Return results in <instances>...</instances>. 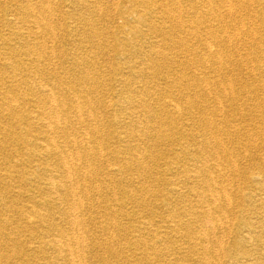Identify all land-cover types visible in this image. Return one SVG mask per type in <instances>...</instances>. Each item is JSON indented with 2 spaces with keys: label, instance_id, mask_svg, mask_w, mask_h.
Returning a JSON list of instances; mask_svg holds the SVG:
<instances>
[{
  "label": "bare ground",
  "instance_id": "1",
  "mask_svg": "<svg viewBox=\"0 0 264 264\" xmlns=\"http://www.w3.org/2000/svg\"><path fill=\"white\" fill-rule=\"evenodd\" d=\"M144 2L142 4L146 10V15H137L125 7L117 10V13L124 17L127 22L132 21L133 24H136L137 21H140L148 27L147 32L142 33V37L146 40L141 45V56L143 55V57L139 61V65L141 64L152 71L151 76H148L143 68L137 69L138 64L133 63L128 67L130 69L128 77L126 74H119V81L129 84V87H126L132 90V94L119 98L122 105L126 109H130L125 113L127 114L126 117L130 119L129 122L124 123L123 119L120 118L115 121L116 125L125 128L128 132L126 135H122L121 132L112 135V138L122 142L124 147L114 146L110 148L108 137V139L104 137L99 139V130L96 126L92 127L91 124L84 123L86 117L92 118V120H101L102 117L98 118L99 110L89 107V102L93 100L90 91L85 90L84 101L83 98L71 101L70 98L57 99L56 93L62 91V88L57 87L56 90L54 86L46 87L40 84L37 86V90L42 96L35 95L30 90L27 94L28 97L20 101L8 99L0 102L9 106L16 103H36L39 106L40 109L36 110L34 115L31 112L27 116L29 121H27L26 127L33 126L41 131V137L26 141L29 147L36 148L32 153L30 150L29 156L35 157L37 161L40 159L45 161L53 157V163H48L44 167L49 175L45 188L41 186V178L33 172L31 173L32 169L20 175H18V170H15V166L0 169V264H188L185 261L190 260L188 259L190 254L196 256L197 264H264V160L259 163L258 168L260 169L251 176L247 186L248 192L240 198L250 208L249 212L253 217L247 216L243 211L240 214V222L237 225L230 224L228 214L233 212L234 206H231L233 201L229 187L231 182L227 173L238 172L240 167L231 163L230 159H232L233 153L227 149L226 144L230 141L231 136L237 135L246 137L243 139L251 145L257 143L259 136L264 132L255 126L254 122L261 121L264 124V96L260 99L257 96L255 98L253 94L258 88L247 85L241 86L240 92L233 93L232 103H229L228 106L233 112L231 117L234 116L236 120H239L238 124L232 122L218 108L211 109L205 106L203 96L211 93L210 87L203 85L205 79L201 81L194 75H187L188 72L177 68V65H173L175 63L173 61L161 60L160 63H156L147 51L142 50L146 45L152 46L151 42L153 41H150L149 37L146 36L153 33L161 36L165 43L169 41L173 45L181 47L187 55L190 52L193 53V50L196 51L195 48L188 46L189 40L187 41V39L188 36L190 37L189 34H192L189 32L190 29L185 34V31L182 30V36L175 33L176 28H184L183 19L179 18L170 26H166L162 25L161 22L152 21V16L150 17V15L154 14L155 16L160 12L162 18L174 17L178 8L171 1L161 4L155 3L153 6L149 1L144 0ZM45 3L47 7L42 6L40 13L49 15L53 9L49 5V0H42L41 4ZM83 4L84 6L80 10L83 9V14H89L86 9L89 8L87 0ZM19 8L25 15H30L32 12L28 3L19 5ZM89 9L94 15L102 18L105 15L99 11L100 8ZM225 13H230V9L226 10ZM36 18H39L36 21H42L45 29L51 31L50 19L48 21L45 16L41 15L36 16ZM71 26L73 25L71 24ZM205 31L209 33V30ZM129 35L132 36V39L137 37L135 31ZM103 38L105 37L103 36ZM12 52L10 51V53ZM208 52L211 55L214 54L213 50ZM44 53L46 51H41L40 47L35 48L34 46L28 47L26 51V54L33 60L34 56L37 59ZM135 55L137 54L135 53ZM89 60L84 55L78 62L73 60L75 66L83 63V82L91 79L85 73L91 66ZM18 66L20 63L16 61V64L13 65V71L18 70ZM158 67H160L161 73L166 72L165 86H160V88L166 89L168 93L176 91L179 94L174 99L165 101L159 108L154 109L152 104L148 102L150 99L142 98L143 96L138 98L137 93H135L136 89H133L131 85L132 81H142L145 85L142 89L148 96L147 81L150 78L157 79L160 73L157 71ZM37 71L41 74L44 73L39 67ZM49 73L56 76L54 70H50ZM226 83L228 84L223 83L222 86L215 89L221 97L226 96L227 89H231L232 85L229 82ZM262 88L264 89V85ZM68 89L71 91L69 87ZM193 89L200 93H196L197 95L190 93ZM34 96L37 97L34 98ZM96 101L100 103L101 107L105 106L101 101ZM234 101H240L241 104L235 102L234 105ZM239 106H242L243 112H239ZM137 108H140L141 111ZM103 111L101 110V112ZM10 112L15 115V119L20 118V114L15 108L10 109ZM145 112H153L154 118L157 119L161 116L160 114L164 113L169 121L179 120L182 122L184 118L189 116L188 118L192 122L183 123V126L181 123V125L173 128L178 134L177 137L171 139V142L180 147L178 151L174 150L173 152L176 159H185L186 165L181 171L183 178L170 183L166 191L153 189L152 185L141 184L136 186L128 177L129 172L135 168L144 172L143 180L152 178V173L145 161L147 158L151 159L152 154L146 150L144 145L154 139H166L168 135V129L165 130L163 126L164 121H158L157 125H152L149 121L141 119ZM1 113L0 117L3 115ZM30 118L33 120L35 118L36 122L33 123ZM195 118L198 119L195 120ZM73 121L83 122V127H80L78 135L75 137H71V132L66 130L68 124ZM60 132L59 137L58 133ZM195 136L201 137V140L197 141ZM59 138H63L65 143ZM85 139H90L89 143L92 145H85L87 144ZM6 142L8 141L5 139L0 143V152H5ZM81 142H83L82 149L78 147ZM61 143H64L66 147H71L69 151L64 150L60 145ZM93 143L100 144L102 151ZM262 147L264 148V144ZM245 151L240 156L246 157L248 155L247 147ZM121 154H123V160H130L131 163L123 162ZM106 157L112 160L107 170L101 169L102 167H99L101 164L98 162L93 163L98 158ZM221 160L226 163L221 162ZM80 165L86 168L84 172L80 173L77 169ZM160 167L158 164L155 174H165L180 168L178 164L174 165V163L166 164L162 169ZM24 176H27L26 180L29 181L32 188L37 187L44 194L45 189L51 192L49 201L37 200L35 196L42 197L39 193L35 196L30 194L27 198L30 206L25 208L22 205L24 196L20 189L23 184L20 185V179ZM93 179L96 180V185L92 186L89 180ZM122 186H126L127 189L135 188L134 192L137 194L118 196L115 189L122 188ZM52 193L56 196L53 197ZM148 195L158 201L157 207L164 208L169 212L167 220L170 221V224L163 231H142L143 225H150V222L144 223L142 221L139 225V219L135 218L137 212L126 209L127 204L131 203L134 208L144 209L147 206L144 199ZM37 205H40L41 208L39 209ZM96 209H98L100 217L91 216L93 210ZM55 216H58L59 222ZM118 216H128L129 219H134L133 229L130 230L131 226L121 223ZM146 216L151 218L152 214L147 212ZM23 220L29 223V226H23ZM205 221L210 222L211 230L203 227ZM89 222L91 224L99 223L102 231L108 234V239L105 241L102 240V236L89 235ZM131 231L138 233L129 236ZM223 232L234 234L233 239L228 244H225L221 239L223 236L221 238L216 236V234ZM23 233L26 235L25 238H22ZM177 237H181L182 245L186 244V246L170 245L173 239ZM121 239L128 241L130 247L118 248ZM101 246L104 247L109 257H103L96 251ZM181 260L183 263H180Z\"/></svg>",
  "mask_w": 264,
  "mask_h": 264
},
{
  "label": "rangeland",
  "instance_id": "2",
  "mask_svg": "<svg viewBox=\"0 0 264 264\" xmlns=\"http://www.w3.org/2000/svg\"><path fill=\"white\" fill-rule=\"evenodd\" d=\"M146 1H149L152 6L155 3L161 4L167 3L168 1L174 3V6L178 8L176 9V16H170L165 19L161 17L162 14L160 12V14H156L155 16L154 14L150 15V17L152 16V21L161 22L162 25L166 26H170L179 18L183 19L184 28H176L175 33H179L178 36H182L183 31H185V34L187 30L190 29L189 32H192V34H189L190 37L188 36V46L190 48H195L196 51L193 50V53L190 52V54L187 55L181 47L173 45L169 41L165 43L161 36L153 33L150 35L147 34L146 36L149 37L150 41H153L151 42L152 46L146 45L142 50L147 51L151 59L156 63H160L161 60L167 62L173 61L175 62L173 65H177V68L188 72L187 75H194L201 81L205 79L203 85H207L211 89V93L203 96L205 106L211 109L218 108L222 114H225L232 122L238 124L239 120H236V117L234 116L235 120L231 117L233 112L230 106H228L229 103H232L233 93L240 92L241 86L247 85L258 88L255 90L256 93L253 94L255 98L257 96L260 99L264 96V89L262 88V85H264V0ZM84 2H86V0H49V5L53 10L48 15L40 13V11H42V6L47 7L46 3L43 5L41 4L42 0H0V102L8 99H17L20 101L21 99L28 97L27 94L30 90H32V93L35 95L39 94L42 96L37 90V86L40 84L45 85L46 87L54 86L56 87V90L57 87L62 88V91L56 93L57 99L70 98L71 101L74 99L81 100L82 98L84 101L86 97L84 93L85 90L90 91L93 100L92 102H89V107L99 110L100 114L98 118L102 117L101 120H92V118L86 117L84 123L87 125L91 124L92 127L96 126L99 130V139H101V137H108L110 139L108 145L110 148H113L114 146L122 148L124 147V144L117 141L115 138H112V135L119 132H121L122 135H126L128 132L125 128L116 125L115 121L120 118L123 119L124 123L129 122L130 119L126 117L127 114L125 113L130 109H126L124 105H122V102L119 101V98L132 94V90L128 88L129 84L119 81V74L123 73L128 77L130 75V69L128 67L133 63L138 64L137 69L139 67L143 68V71L148 76H151L150 73H152V71L141 64V66L139 65V61L143 57V55L141 56V45L146 40L142 37V33L145 31L147 32L148 27L140 21H137L136 24H133L132 21L127 22L124 17H121V15L117 13V10L125 7L132 10V12L137 15H146V10L142 4L145 2L144 0H87V6L89 8H100L99 11L105 13L103 18L94 15L89 8H86L89 11V14H83V9H80L84 6ZM26 3L32 8V12L30 10V15H25V13H22L19 10L21 9L19 8V5H24ZM229 9L230 13H225V11ZM40 15L43 17L45 16L48 21L49 19L51 20V31L44 28L42 21H36L39 19L36 18V16ZM22 16L23 18H21ZM71 24L73 26H71ZM75 29L79 30L76 32ZM205 30H209V33H206ZM134 31L137 33V37L132 39V36L129 34H133ZM103 36L105 38H103ZM97 44L99 46H96ZM200 44L203 45L201 46ZM30 46H34L35 48L40 47L41 51L44 50L46 53L41 54L37 59L34 56L33 60L32 57L26 54V51ZM209 50H213L215 55H211L208 52ZM10 51L13 52L10 53ZM134 52L137 55H135ZM82 54L89 58V61L91 62V66L85 71L87 76L91 78L90 81L87 82H83V63L79 66H75L73 63V60L78 62L82 59ZM16 61L20 63V66H18V70L13 71V65L16 64ZM197 61L203 63L199 64ZM38 67L42 69L44 72L43 74L37 71ZM157 69V71L160 72L157 79L150 78L147 81L149 88L148 96L142 89L144 85L142 81H132L131 85L133 89H136L135 93H137L136 96L138 98L143 96L142 98L145 97L150 99L148 102L152 104L154 109H156V107L159 108L162 103L174 99L175 96L177 97L179 94L176 91L168 93L166 89L160 88V86H165L164 80L166 78V72L161 73L160 67ZM50 70H54L56 76L51 75L49 73ZM225 81L229 82L232 86L231 89H227L228 93L226 96L221 97L215 89L218 86H222L223 83L228 84ZM68 87L71 91H69ZM190 93L197 95L200 92L193 89ZM36 97L37 96H34V98ZM96 100L101 101L105 106L101 107L100 103ZM220 102H222V104H219ZM235 102L236 101L233 102L234 105ZM238 103L241 104L240 101L236 102V104ZM14 108L20 114L19 119H15V115L10 112V109ZM38 109L40 108L36 103H16L10 106L0 103V112L3 114L0 117V143L5 139L8 141L6 142L5 152H0V169L15 166V170H18V175L32 169L31 173L33 172L36 176L41 178V186L45 188L47 186V178L49 175L44 167H46L48 163H53V157H50V159L48 158L45 161H42L41 159L37 161L35 157H31V155L29 156L30 150L32 153L36 148L29 147L26 142L27 140H36L38 137H41V131H38L35 127H26V123L29 121L27 119L28 113L32 112L34 115ZM137 109L141 111L140 108ZM241 109L242 106H239V112H243ZM101 110H104L105 112L103 111V113ZM160 115L161 116L157 119L156 117L154 118L153 112H145L141 118L149 121L152 125H157L158 121H164L165 123L163 126L165 127V130L168 129L166 139H154L144 145L146 150L150 151L149 153L152 154L151 159H145L147 167L152 173V178H146L143 180L144 172L135 168L130 172L128 171V177L131 178L132 183L136 186L141 184L145 186L152 185L151 187L153 189L166 191L169 188L170 183L177 181L181 177L183 178V172L181 171L183 166L186 165V160L183 158L176 159L173 152L174 150L178 151L180 149L179 145L171 142V139L177 137L178 134L173 128H175L174 126L181 125V123L183 126V123L192 122L188 118L189 116L184 118L181 122L179 120H167L164 113ZM196 119L198 118H195V120ZM31 121L33 123L36 122L35 118L34 120L31 119ZM257 122L258 123L254 122V125L262 129V132H264V124L261 123V121ZM80 127H83V122L73 121L68 124L66 130L71 132V137H75V135H78L77 133L80 130ZM197 132H199V130H197ZM58 134L60 137L61 132ZM4 136H6L5 139ZM243 138L246 137H242L241 135L234 137L231 136L230 141L226 143L227 149L233 153L231 157L232 159H230L231 163L236 167H240L238 168L240 169L238 172L227 173L229 174L228 177L231 182V185H229L233 200L231 206H234L233 212L228 214V220L229 223L233 225H237L240 222V214H242L243 211H245L244 214L247 216L253 217L249 212L250 208H248L240 198L244 193L248 192L247 186L251 180V176L260 169L258 168L259 163L264 160V148L262 147V144H264V134H261L257 143L252 145ZM60 139L64 142L63 138H59V140ZM196 140L200 141L201 137L197 136ZM85 141L87 142L85 145H92V143H89L91 141L90 139H85ZM64 143L60 144L61 147L64 150L69 151V148L71 147H66ZM93 145L97 146V148L101 147L98 143H93ZM78 147L82 149L83 142H81ZM246 147L248 155L246 157L240 156V154L246 152ZM100 151H102L101 148ZM120 156L122 158L123 154ZM94 162L101 164L99 165L100 168L102 167L101 169L107 170L112 160L106 157L102 159L98 158L97 160H94L93 163ZM123 162L131 163L130 160H123ZM221 162H224V160H221ZM173 163L174 165L178 164L180 168L169 171L165 174H155L158 164L162 169L166 164ZM77 169L80 173L86 170L82 165ZM26 177L27 176H24V178L20 179V185L23 183L20 187L21 194L24 196H22V205L25 208L30 206V203L27 201L30 194L35 196L39 193L42 197L35 196L37 200L49 201L51 192L45 189L44 194L42 191H39V188H32L29 181L26 180ZM89 181L92 186L96 185L95 179ZM134 189L135 188L127 189L126 186H122V188H116L115 191L118 196H121L122 194L134 196L137 194L134 192ZM52 195L53 197L56 196L54 193H52ZM144 201L147 203V206L144 207V209L140 210L138 207L134 208L131 203L127 204V211L132 209L134 212H137L135 218L139 219V225H141L142 221L144 223L147 221L150 222V225H143L142 231H163L166 226L170 224V221L167 220L169 212L164 208L157 207L156 203H158V201L150 195L146 196ZM37 207L39 209L41 208L40 205H37ZM147 212L152 214L151 218H147ZM99 214L98 209H96L93 210L91 216L94 215L100 217L101 215ZM118 218L121 223H124L129 227L131 226L130 230L133 229L134 226L132 225L134 224V219H129L128 216H118ZM55 219L59 222L58 216H55ZM22 224L23 226H29V223L24 220L22 221ZM98 224L99 223L91 224L89 222L88 233L89 235L102 236V240L106 241L109 236L102 231ZM203 227L207 230H211L210 222L205 221ZM130 233L129 236H133L138 232L131 231ZM216 236L219 238L223 236L221 239L225 244H228L233 239L234 234L223 232L216 234ZM25 237L26 235L23 233L22 238ZM180 239L181 237L174 238L170 245L186 246V244L182 245L183 241ZM118 246V248L130 247L128 241H125L124 239H121ZM96 251L103 257H109L102 246L98 247ZM195 257V255L192 256L190 254L188 258L190 260L185 261V263L197 264ZM180 263H183V261L181 260Z\"/></svg>",
  "mask_w": 264,
  "mask_h": 264
}]
</instances>
